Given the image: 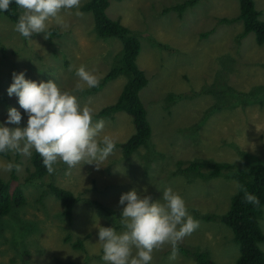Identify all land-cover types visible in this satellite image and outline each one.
<instances>
[{
    "label": "rangeland",
    "instance_id": "1",
    "mask_svg": "<svg viewBox=\"0 0 264 264\" xmlns=\"http://www.w3.org/2000/svg\"><path fill=\"white\" fill-rule=\"evenodd\" d=\"M85 1L81 0L80 7ZM182 1L109 0L105 10L106 16L130 31L139 44L135 64L146 85L138 92V99L150 126L152 153L140 148L123 161L116 146L113 154L98 163L100 168L81 164L66 175L69 169L60 163L55 173L39 180L29 176L33 171L30 157L12 152L8 158L0 156V165H19L14 180L10 172L0 168V180H10V190L17 186L24 197V204L11 212L12 218L0 221V264H106L97 225L123 231L120 196L133 189L138 194L147 189L143 194L155 201L167 187L180 194L189 214L199 222V227L178 244L207 252L216 264H234L237 244L230 229L216 219L227 211L236 192L234 180L225 176L201 179L191 173L171 176L170 172L177 161L264 162V44L256 45L251 33L238 39L241 23H219L237 16V0H200L179 17L174 12L161 13ZM252 1L264 22V0ZM80 7L72 9V15L61 11L67 29L50 21L47 32L34 34L32 41L0 17V46L5 47L4 53L0 51V124L7 120L8 109L16 108L22 116L20 127L26 126L27 116L18 98L7 92L13 72H24L25 79L37 83L53 80L62 90L71 91L79 79L76 68L83 65L100 82L113 65V57L121 48L119 41L97 37L91 14L81 12ZM76 11L82 15H75ZM49 30H55V35ZM124 79L120 76L107 81L98 91L91 92L85 86L86 93H74L82 106L88 104L95 110L94 121L104 122L101 135H110L116 145L133 133L130 117L117 113L113 118H99L97 113L116 101ZM226 87L233 92L224 94L225 98L228 95L227 99L245 101L253 92L254 104H237L232 109L224 105L220 111L209 113L213 95L202 90L214 92ZM47 185L67 190L80 200L70 220L60 217V203L44 194ZM82 199L96 201L109 214L99 215ZM205 214L215 219L202 221L199 216ZM258 225L264 235V206ZM65 236L70 237L69 242L62 241ZM86 236L82 249L70 247L72 241ZM258 247L264 255V242ZM171 256V246L165 245L153 252L150 264H194L178 253L175 259Z\"/></svg>",
    "mask_w": 264,
    "mask_h": 264
},
{
    "label": "clouds",
    "instance_id": "2",
    "mask_svg": "<svg viewBox=\"0 0 264 264\" xmlns=\"http://www.w3.org/2000/svg\"><path fill=\"white\" fill-rule=\"evenodd\" d=\"M13 3L23 10L13 30L32 41L34 34L47 32L50 21L67 29L69 25L61 11L72 15L71 10L79 9L81 0H0V12H7ZM75 15L82 13L76 11ZM75 70L79 79L71 91L62 90L53 80L37 83L25 79L24 72L12 73L7 92L18 98L27 120L26 126L20 127L21 113L16 108L8 109L7 120L0 124V153L31 157L35 151L49 174L55 173V166L62 163L69 169L66 175L81 164L100 168L98 163L113 154L116 141L110 135H101L104 122L94 121L95 110L88 104L82 106L74 94L84 91L85 86H98L99 77L86 71L83 65ZM0 168L5 172L19 171V165L11 162ZM234 184L244 191L246 202L259 207L257 196L249 194L238 181ZM146 191L138 194L133 189L120 196L123 231L118 233L113 227L97 225L98 243L106 264H150L153 252L165 245L171 246L170 258L175 259L178 243L199 227L177 191L167 187L155 201L143 194Z\"/></svg>",
    "mask_w": 264,
    "mask_h": 264
},
{
    "label": "trees",
    "instance_id": "3",
    "mask_svg": "<svg viewBox=\"0 0 264 264\" xmlns=\"http://www.w3.org/2000/svg\"><path fill=\"white\" fill-rule=\"evenodd\" d=\"M200 0H183L181 3L164 8L161 13L174 12L178 17L187 9L195 6ZM109 0H86L80 7L81 12L90 13L93 22V30L97 37L103 39H116L120 43V50L113 57V65L110 67L105 76L100 80L98 86L91 88V92L98 91L107 81L114 80L118 77H124L123 84L116 101L107 107L102 108L97 113L99 118H113L117 113H124L130 117L133 133L121 144L116 145L121 153V159H127L138 149L143 148L151 151L150 143V126L146 120L145 111L138 99V92L146 85V80L142 71L136 64L135 58L139 52V44L136 37L117 21L110 20L105 10L108 7ZM237 16L229 21L226 19L219 20L220 24L241 23L242 31L238 39H243L247 34H252L256 45L264 44V22L259 17L260 13L254 8L252 0H237ZM20 15V9L13 3L10 5L7 12H0V17L15 25ZM51 35H55V30H49ZM208 33L202 34V38H206ZM237 39V40H238ZM3 46H0L1 53H4ZM259 89V88H258ZM87 91V90H86ZM84 91V93H86ZM203 94L208 93L213 95V104L208 108L209 113L220 111L222 106L227 105L232 109L237 104L252 105L254 104V93L250 92L245 101L239 99L231 100L225 98L224 94L232 93L233 90L226 87L225 90L211 91L208 89L202 90ZM178 97H184L176 95ZM231 101L227 103L225 100ZM172 97H169V101ZM154 153V152H153ZM1 157L8 158V153H0ZM13 163V162H12ZM30 164L33 171L30 173V178L39 180L48 172L42 163L41 157L33 151L30 157ZM145 166H148L145 165ZM175 169L170 175L179 174L187 176L189 173L201 179H211L218 176L238 181L243 189H246L249 194L255 195L260 201L259 207L246 202L244 191L236 189V192L230 198L229 207L224 214L216 217V219L230 229L233 234V239L237 244L238 257L234 264H264V255L258 245L264 242V235L261 233L258 221L261 217V208L264 206V162L258 159L245 160L243 162L222 163L209 162L205 160L195 161H177ZM16 169L10 172V178L16 179ZM31 180H27L30 182ZM10 180H0V221L4 218L11 217V212L17 210L24 204V197L19 187L15 186L10 190ZM46 195L60 203L62 208L59 216L66 220L71 219L73 207L80 202L78 198L67 190L57 188L53 185H47ZM84 199V198H83ZM82 202L85 206H91L99 214L100 212L109 214L107 209H102L101 205L96 201L85 200ZM100 215V214H99ZM12 218V217H11ZM195 220L196 217H193ZM202 221L215 219L214 215H200ZM21 222V221H20ZM22 226L27 227L24 223ZM118 228V227H117ZM1 234V233H0ZM88 236L81 239H75L70 243L72 249H82L83 241ZM70 237L65 236L63 242H69ZM6 242V240H5ZM177 253L183 258L191 259L194 264H216L213 262L207 252H200L197 248H187L182 244H178ZM25 254V253H24ZM58 264H87L84 261H69Z\"/></svg>",
    "mask_w": 264,
    "mask_h": 264
}]
</instances>
